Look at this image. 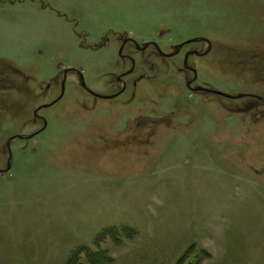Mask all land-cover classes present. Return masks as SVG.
Segmentation results:
<instances>
[{
	"label": "rangeland",
	"instance_id": "obj_1",
	"mask_svg": "<svg viewBox=\"0 0 264 264\" xmlns=\"http://www.w3.org/2000/svg\"><path fill=\"white\" fill-rule=\"evenodd\" d=\"M83 246L264 264V0H0V264Z\"/></svg>",
	"mask_w": 264,
	"mask_h": 264
},
{
	"label": "flooded vegetation",
	"instance_id": "obj_2",
	"mask_svg": "<svg viewBox=\"0 0 264 264\" xmlns=\"http://www.w3.org/2000/svg\"><path fill=\"white\" fill-rule=\"evenodd\" d=\"M129 40H131V39H129V38H126L125 40H124V43L122 44V46L120 47V49L118 50V55L121 57V59H127V60H129L130 62H131V65H132V68H130L129 70H126V71H124L123 73H122V76H126L127 74H129V73H131L132 71H133V66H134V59L131 57V56H129L128 54H123V48L125 47V45H126V42H128ZM134 43H135V45H136V48L137 49H140V47L138 46V44H137V42L136 41H134V40H132ZM148 45H150V43H148L147 45H145V47H147ZM154 46H155V48H156V43H154L153 44ZM158 46V45H157ZM159 47V46H158ZM160 49V48H159ZM156 50H157V48H156ZM158 51V50H157ZM163 54H161V53H159L160 55H162V56H168L169 54L168 53H164V52H162ZM187 55V54H186ZM185 55V58L187 59V56ZM184 58V59H185ZM68 69V68H67ZM67 69H64L63 70V78L61 79V81H60V92H62V86H64V90H65V80H66V78H65V76L67 75V73L68 72H70V71H73V72H75V73H77V71H76V69L75 68H70V70L69 71H66ZM191 70H193V69H191ZM193 73H194V75H196V73L194 72V70H193ZM78 74V73H77ZM79 76V75H78ZM80 78V77H79ZM117 79L118 80H121V76H118L117 77ZM81 80V79H80ZM191 81V80H190ZM188 82L187 83V86L189 87V88H192L191 86H190V84H191V82ZM194 81V80H193ZM192 81V82H193ZM81 82H82V80H81ZM87 92H89L90 94H91V92L89 91L90 89L88 88V87H83ZM124 88H125V86L123 85V89L121 90V91H124ZM193 89V88H192ZM117 94V93H116ZM119 94V93H118ZM117 94V95H118ZM60 95H61V93H60ZM60 95L55 99V100H53L52 102H50V103H46V104H44L42 107H49L50 105H53L54 103H56L58 100H59V97H60ZM92 95V94H91ZM116 95V96H117ZM37 111V110H36ZM34 113H36L35 111H34ZM7 149L9 150V141L7 142Z\"/></svg>",
	"mask_w": 264,
	"mask_h": 264
},
{
	"label": "water",
	"instance_id": "obj_3",
	"mask_svg": "<svg viewBox=\"0 0 264 264\" xmlns=\"http://www.w3.org/2000/svg\"><path fill=\"white\" fill-rule=\"evenodd\" d=\"M196 39H191V40H188V41H185V43H188V42H193V41H195ZM184 43H181V44H179L177 47H175V50L172 52V53H170L168 56H172V55H174V54H176L177 52H178V47H181L182 45H183ZM156 48H157V50H158V52L159 53H161V54H163L162 53V51L159 49V47L156 45ZM187 56V55H186ZM184 63L186 64L187 63V59L185 58L184 59ZM70 70V68H68L66 71H69ZM76 71H77V73H78V75H79V77H80V79L82 80V82H81V86L82 87H87L86 86V84L84 83V81H83V74L81 73V71H79V70H77L76 69ZM196 79V75H194V77H193V80H195ZM190 82H192V81H190ZM203 88L202 87H195V88H193V90L194 91H199V90H202ZM90 92H91V94L92 95H94V96H98L99 98H103V99H110V98H113V97H115L117 94H112V95H98V94H96L94 91H92V90H89ZM207 91H209V92H215V93H217V94H219V95H222V96H224V97H226V98H230V99H235V98H240V97H243L244 96V94H239V95H236V96H233V95H229V94H226V93H223V92H221V91H212V90H208L207 89ZM64 92V86H62V93ZM8 151H10V150H8ZM9 156H10V153H9ZM10 169V163H9V160H8V163H7V167H6V169H5V171H7V170H9ZM3 171V170H2Z\"/></svg>",
	"mask_w": 264,
	"mask_h": 264
},
{
	"label": "trees",
	"instance_id": "obj_4",
	"mask_svg": "<svg viewBox=\"0 0 264 264\" xmlns=\"http://www.w3.org/2000/svg\"><path fill=\"white\" fill-rule=\"evenodd\" d=\"M84 255V258L87 260L88 264H105V259L101 257L100 251L90 250L89 247H80L76 249L69 257V261L74 259L75 263H78L80 260V255ZM180 261V260H179ZM179 261L177 264H180Z\"/></svg>",
	"mask_w": 264,
	"mask_h": 264
}]
</instances>
